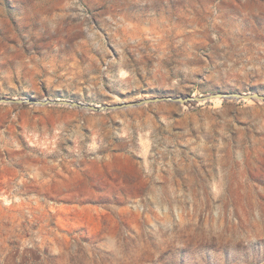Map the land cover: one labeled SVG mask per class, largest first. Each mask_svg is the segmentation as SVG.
<instances>
[{
	"label": "rangeland",
	"instance_id": "obj_1",
	"mask_svg": "<svg viewBox=\"0 0 264 264\" xmlns=\"http://www.w3.org/2000/svg\"><path fill=\"white\" fill-rule=\"evenodd\" d=\"M264 93V0H0V97ZM0 264H264V102L0 104Z\"/></svg>",
	"mask_w": 264,
	"mask_h": 264
},
{
	"label": "water",
	"instance_id": "obj_2",
	"mask_svg": "<svg viewBox=\"0 0 264 264\" xmlns=\"http://www.w3.org/2000/svg\"><path fill=\"white\" fill-rule=\"evenodd\" d=\"M213 99L220 100H253L264 102V93L258 91H225V92H212L202 95H154L149 97H143L137 100L114 102V103H103L96 104L81 101L78 99L68 98H35L33 96H20V97H0V104H16V105H34V106H67L75 108L85 112H110L125 110L128 108L140 107L143 105L159 104V103H174L178 105L185 104H197L200 102H207Z\"/></svg>",
	"mask_w": 264,
	"mask_h": 264
},
{
	"label": "bare ground",
	"instance_id": "obj_3",
	"mask_svg": "<svg viewBox=\"0 0 264 264\" xmlns=\"http://www.w3.org/2000/svg\"><path fill=\"white\" fill-rule=\"evenodd\" d=\"M218 100V99H217Z\"/></svg>",
	"mask_w": 264,
	"mask_h": 264
}]
</instances>
